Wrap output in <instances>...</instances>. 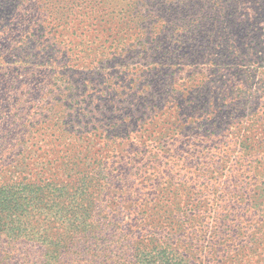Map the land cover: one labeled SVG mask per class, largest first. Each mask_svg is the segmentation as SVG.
I'll use <instances>...</instances> for the list:
<instances>
[{
    "label": "rangeland",
    "instance_id": "obj_1",
    "mask_svg": "<svg viewBox=\"0 0 264 264\" xmlns=\"http://www.w3.org/2000/svg\"><path fill=\"white\" fill-rule=\"evenodd\" d=\"M97 1L102 8L128 4L85 0L84 5ZM50 3L71 6L73 0ZM228 3L147 0L143 4L156 16L173 20L167 37L159 35L160 21L145 26L152 29L149 37L138 34L144 25L136 21L122 30L118 19L113 24L101 17L76 19L97 24L101 32L99 38L89 32L84 49L75 50L79 57L43 51L57 41L61 50L69 48L64 42H81L76 20L58 15L55 24L29 0H10L4 11L0 6V127L51 124L41 127V136L26 139L0 134V182L42 152L44 137L54 138L63 151L72 142L74 152L89 160L108 154L102 165L119 166L116 173L128 185H151L140 218L148 227L144 238L169 237L187 264H264V0L216 17ZM22 19L33 25L41 49L18 50L17 33L6 41L12 33L7 28ZM106 39L121 47L134 42L136 52L117 51L109 57L122 53L120 61L104 65L95 55ZM20 56L29 59L22 62ZM115 122L125 124L116 143L107 137ZM129 206L112 217L118 225L103 237L109 258L92 256L93 264L130 262L121 257L123 249L136 245L131 236L124 241ZM22 246L23 255L38 249Z\"/></svg>",
    "mask_w": 264,
    "mask_h": 264
},
{
    "label": "trees",
    "instance_id": "obj_2",
    "mask_svg": "<svg viewBox=\"0 0 264 264\" xmlns=\"http://www.w3.org/2000/svg\"><path fill=\"white\" fill-rule=\"evenodd\" d=\"M9 1L0 0L2 11L5 10L3 6ZM12 1L16 3L17 0ZM48 1L29 0V5L44 17L51 18L52 16L55 24L58 15H67V19L71 17V22L79 18L84 19V17L89 20L101 17L102 21L106 20L107 23L113 24L118 19V22L124 24L122 30L136 21V24L144 25L138 34L149 37H152L153 33L152 29L149 31L145 29L146 25L162 22L158 32L164 37H167L172 29L170 24L173 20L165 15L156 16L151 5L143 4L147 0H126L128 4L125 7L115 8L110 7V3L102 8L99 1L90 6L89 4L84 5L85 0H78L77 4H75L77 0H73L71 6H59V4L57 7H55L56 4ZM257 2L259 0H229L227 8L215 11L217 12L216 17L227 16L228 10L233 6L234 8L241 5L248 7ZM254 15L257 16L256 13ZM255 16L249 19L255 20ZM85 22L86 20L73 22L74 27L78 25L77 29L83 30L81 42L63 41L69 45V48L61 50V45L57 41L53 44H45L43 51L46 54L60 51L65 56H67L66 53L72 51L76 57H79L80 55H77L75 50L84 49L89 32H96L97 38L101 35V32L96 29L97 24ZM223 22L220 21L221 25L224 24ZM22 23L23 19L17 23L18 26L7 28L12 33L6 36L8 37L6 41L10 40L11 35L17 33L19 36V45L16 46L18 50L20 47L23 51L41 49L42 44L39 45L40 42L34 39L31 27L33 25L26 26ZM65 23L68 24L67 21ZM41 27L44 28V26ZM7 33L5 31L3 35ZM172 35L175 34L172 32ZM177 36L181 37L179 34ZM115 40L106 39L105 44L96 48L95 56L100 58L104 65H108L113 60L120 61L118 55L122 53L109 57L117 51L136 52L134 42L123 43L121 47L114 44ZM148 40L151 42L152 39ZM92 43L97 44L94 41ZM128 46H131L132 50ZM113 47L115 49L108 52L107 49ZM89 50L93 51V49ZM28 57L20 56L19 61L25 62L29 59ZM168 58L169 56L160 59L161 62L159 61L158 64L161 63L163 66L164 59ZM137 80L141 82L142 75H139ZM43 125H46L45 129H47L51 124L39 121L11 124L6 129L0 127V134H15L20 139H26L27 136L36 133L41 136L40 129ZM120 126L123 127L125 124L115 122L113 129L108 130L109 136L107 137L114 143L119 134L125 131L120 130ZM40 141L43 145L38 149L42 152L32 157L29 156L30 161L33 159L32 162H27L23 167L8 172L10 178H4L0 182V264H57L58 262L93 264L95 260L92 256L108 259L111 251L105 249L102 240L103 237H108V233L118 223L112 221V217L118 216L119 212L123 211L122 209H126L125 205H130L129 207L132 208L128 212L131 222L127 226L129 231L124 241L129 240L128 236H131L136 244L121 251V257L129 259L128 264H187L182 252L176 248V244L169 237L147 239L143 236L148 227L140 224V218L142 209L147 204L148 197L145 195L150 191L151 185L148 183L142 187L128 185L122 178L123 174L120 176L116 173L119 166L107 168L102 165L101 159L108 154L96 153L89 160L87 155L74 152L72 142L67 143L63 151L57 149L60 144L55 143L54 138L44 137ZM134 203H138L140 207L133 206ZM28 244L38 249L33 254L23 255L24 251L22 252L20 247Z\"/></svg>",
    "mask_w": 264,
    "mask_h": 264
}]
</instances>
